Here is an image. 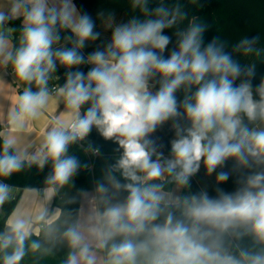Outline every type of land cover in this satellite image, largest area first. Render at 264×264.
Segmentation results:
<instances>
[{
  "label": "clouds",
  "instance_id": "1",
  "mask_svg": "<svg viewBox=\"0 0 264 264\" xmlns=\"http://www.w3.org/2000/svg\"><path fill=\"white\" fill-rule=\"evenodd\" d=\"M124 2L118 18L75 0H0V71L16 84L0 208L13 199L7 181L32 167L48 169L45 201L72 206L13 211L0 264L57 246L63 264H264L261 36L229 50L187 10L199 0ZM50 109L60 115L29 151L25 134Z\"/></svg>",
  "mask_w": 264,
  "mask_h": 264
},
{
  "label": "trees",
  "instance_id": "2",
  "mask_svg": "<svg viewBox=\"0 0 264 264\" xmlns=\"http://www.w3.org/2000/svg\"><path fill=\"white\" fill-rule=\"evenodd\" d=\"M75 2L83 11H87L93 17H95L97 11L104 8L113 9L118 18L126 17L129 11L124 0H117L115 3L110 2V0H75ZM182 2L187 3V0H182ZM199 2L204 5L203 8L198 9L194 5H187V10L190 14L201 17L204 22L210 25L209 30L205 33L206 40L219 36L222 40L229 42L230 50L231 45L235 44L241 36L251 38L260 35L261 42L257 44V47L264 46V0H199ZM87 51H91V49ZM258 69L264 71V65L258 64ZM158 134L165 142L167 141L166 131ZM94 138L100 140L98 137ZM104 150L106 153H111L112 146L105 144ZM73 151L76 150L73 149ZM99 165L100 162L98 161L97 173ZM47 171V168L43 172L35 167L25 168L7 182L20 190L25 188L43 189L44 176ZM90 180L91 178L86 173H82L77 178V184L86 188ZM18 198V195L15 196L1 208L0 230H3L7 217L14 211ZM81 201L78 206L81 205ZM67 207L72 206H67L63 203L60 205L61 209ZM32 239H37V237L33 236ZM66 253L67 249L65 247L57 246L48 254L29 253L22 264H63Z\"/></svg>",
  "mask_w": 264,
  "mask_h": 264
},
{
  "label": "crops",
  "instance_id": "3",
  "mask_svg": "<svg viewBox=\"0 0 264 264\" xmlns=\"http://www.w3.org/2000/svg\"><path fill=\"white\" fill-rule=\"evenodd\" d=\"M0 82H2L4 85L3 88H0V134H7L8 124L6 115L11 106V95L13 90L16 89V84L15 82L9 80L3 71H0ZM58 115H60L59 109H50L49 112L45 113V117L35 125V131L31 132L30 134H25L26 142L33 143V147L30 148L29 151H34L35 148L38 147L39 133L44 124L47 123V121L53 116ZM14 188L15 191L13 195H18L19 197L14 211L19 210L20 212H25L31 216H35L41 208H47L49 211H55L60 208V205L63 203L59 198L51 202L45 201L42 189L25 188L20 190L18 187ZM30 189H35L36 191H30ZM85 205L86 202L82 200L80 206L83 207Z\"/></svg>",
  "mask_w": 264,
  "mask_h": 264
},
{
  "label": "built area",
  "instance_id": "4",
  "mask_svg": "<svg viewBox=\"0 0 264 264\" xmlns=\"http://www.w3.org/2000/svg\"><path fill=\"white\" fill-rule=\"evenodd\" d=\"M15 197V195H13V198Z\"/></svg>",
  "mask_w": 264,
  "mask_h": 264
},
{
  "label": "rangeland",
  "instance_id": "5",
  "mask_svg": "<svg viewBox=\"0 0 264 264\" xmlns=\"http://www.w3.org/2000/svg\"><path fill=\"white\" fill-rule=\"evenodd\" d=\"M14 188V187H13ZM14 191H15V188H14ZM1 211V210H0Z\"/></svg>",
  "mask_w": 264,
  "mask_h": 264
}]
</instances>
